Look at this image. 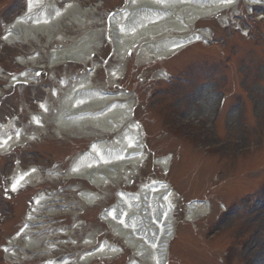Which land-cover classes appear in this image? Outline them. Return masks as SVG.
<instances>
[{"label":"rangeland","instance_id":"obj_1","mask_svg":"<svg viewBox=\"0 0 264 264\" xmlns=\"http://www.w3.org/2000/svg\"><path fill=\"white\" fill-rule=\"evenodd\" d=\"M70 1L82 9L100 6L90 22L96 24L91 29H98L100 35L95 42L94 58L86 56L94 59L93 63L85 64L86 67L68 63L48 69L42 72L37 84L16 85L8 90L10 78L25 70L19 65L22 59L32 55L38 59L37 51L53 53L57 45H61L59 35L65 36L64 46L70 47L83 33L71 26L63 28L59 35L53 34L51 40L44 36L38 45L7 44L2 40L4 28L25 13L28 2L0 0V122L12 121L30 136H41L35 143L26 141L8 155L0 156V244L19 233L39 193L59 187L60 205L67 207L65 211L69 213L64 220L57 221L56 228L61 229L62 234L70 235L74 231L73 237L70 235L72 241L64 238L60 242L61 252L68 247L66 253L70 258L82 261L92 249L83 246L85 242L97 239L108 243L107 250L113 252L114 257H101L98 262L92 259L85 264H143L136 261L126 241H121L122 236L116 231L118 227H112L115 223L103 222L101 212L113 205L117 196L127 197V202H131L142 186L169 181L180 196L174 210V219L180 225L170 245L169 264H264V21L258 24L252 18L254 14L246 15L245 19L254 27L252 31L244 28L241 19L245 36L236 28H223L226 23L220 19L222 15L199 21L194 33L208 29L212 33V45H197L166 61L150 60L145 64L139 61L137 53L119 57L100 32L106 17L122 8L125 0H62ZM63 5L58 2L59 7ZM223 14L230 20L231 13ZM144 19L133 16L127 30H133V25ZM144 46L150 47L143 43L138 51ZM39 63L37 70L42 67ZM92 67L98 68L92 82L96 89L106 87L112 71L119 70L118 76H123L114 88L117 92H129L135 98L138 104L135 120L144 127L149 156L134 171L133 178L100 191L85 182L62 184L49 177L51 174L56 177L60 172L70 173L75 158L87 150L91 141L101 139L93 133L95 137L88 138L89 134L84 135V132H69V127L68 132H60L59 138L57 127L52 123L63 101V98L55 99L53 93L58 91L59 97H63L65 94L60 91L63 81L73 84ZM161 70L166 71L171 80L164 81V76H159ZM234 85L237 93L229 103L236 107L227 105L223 118L216 122L217 91L232 92ZM165 156L171 157L168 174L155 166L156 159ZM17 167L24 171L39 169L44 177L40 185H32L15 195L7 192L11 184L9 178ZM90 191L98 195L96 200H91L93 205L87 206L89 197L86 195ZM192 199L209 200L212 210L191 225L185 223L184 204ZM222 205L226 207L225 212ZM54 223H48L46 234L52 232ZM24 241L21 238L19 246L22 247ZM17 252L21 256V252ZM31 254L24 255L32 258ZM1 255L3 257L4 253L0 251V259ZM54 255L56 253L52 258L36 256L30 262L45 264L53 260Z\"/></svg>","mask_w":264,"mask_h":264},{"label":"bare ground","instance_id":"obj_2","mask_svg":"<svg viewBox=\"0 0 264 264\" xmlns=\"http://www.w3.org/2000/svg\"><path fill=\"white\" fill-rule=\"evenodd\" d=\"M126 1L125 6L106 17L105 22L101 24L103 29H100V32L102 34L105 33L108 40L114 44L119 57H126L133 51L137 53L139 61L149 63L150 60L154 62L170 57L190 41L202 40L201 37L209 38L207 31H202L201 35L198 34V36L192 35V28L195 27L198 21L223 14L227 9L234 6L236 0H232L231 3L219 2L222 0H210L209 3L208 0V3L197 5L191 0ZM248 1L253 4H264V0ZM57 3L58 0H29L25 14L5 27L4 41L11 45L25 43L33 46L35 43L41 42L45 34L51 40L53 32L58 28L61 29L62 21H66L68 25H77L80 33H83V35L82 38L76 40L70 47L64 46L66 43L64 41L59 42L61 45H57V48L52 53L54 57L52 56L51 58V67L65 65L62 63H77L86 66L87 61L90 63L86 56L89 53H94L95 42L100 36L98 29H91L96 27L94 23H90L92 18L88 14L91 9L81 10L74 1L65 3V6L61 8L57 7ZM133 16L134 19H140L142 17H145V19L143 22L140 21L134 24L133 27H135L132 28L133 30L129 31L127 30V24ZM149 17L150 19H148ZM145 39H147L146 44L150 45V47L144 46L138 51L140 44ZM28 62L34 64L33 58L30 57L23 61L25 64H28ZM118 72L117 70L111 72L106 83L107 91H110L115 86L118 87V82L122 80L121 76H118ZM30 78H32V75ZM90 78H92L90 75L85 76L81 80L75 81L74 85L72 84L73 87L71 86L68 89L64 87L62 92L65 96L63 97L59 114L54 117L55 120L53 119L52 123L57 126L63 124L68 125L70 126V130L75 124H85L84 128H88V131L97 132L101 136L117 135L112 141L94 142L89 151L74 160V165L70 169V173L67 174L69 177L75 176L86 180L99 189H107L108 186L119 184L127 178H133L134 171L139 168L138 165L144 160L145 152L141 155L143 130L134 124L133 113L135 111V103H133L130 94L122 93L120 95V102H116L117 97L105 94L106 92L104 93L101 90L95 91L93 94L79 95L81 91L91 86L90 84L89 86L86 85L92 81ZM13 81L32 84V81L25 74L15 77V79H12ZM103 91H106V89L103 88ZM95 97L96 100H91L85 104V101ZM71 112L74 113L70 114L69 118H72L78 112H80V117L82 118L69 122L65 121L67 115ZM59 116L62 118L61 120ZM17 133H19V130L14 127L12 122L5 123L4 125L0 124V155L10 152L18 146H21L24 141H28L29 134L25 133L24 136L20 134L17 136ZM3 141H7V143L5 144ZM130 144L133 146L129 147ZM94 156H97L101 160V163L96 164ZM121 157L124 158L121 159ZM156 164L167 174L171 166L170 158L163 157L162 159H158ZM123 166L132 167L123 169ZM73 167L77 168L78 171L73 172ZM109 167L113 169H108ZM117 168L120 171L115 174ZM32 170L19 171L16 169L10 178L11 184L8 187L9 192L17 193L27 185L32 186L40 182V171ZM24 173H28V175L24 176L23 180H20L17 190L12 191L13 183ZM86 196L89 197L86 199L88 203H91V200L97 199L95 193H87ZM178 197L174 189L169 185L164 186L156 183L149 185V187L144 186L132 197V200L134 199L133 201H136L135 205L132 204L133 201L127 202V197H120L119 200L123 203L120 205L118 202L112 207L113 209L109 211L104 219L107 222L115 223L111 225L113 228L118 227L116 231L120 236L129 235V240L127 241H130V244H132L131 250L141 263L163 264L166 262L165 258L168 254V246L166 244L170 246V243L175 240L176 226L178 224L174 219L172 205L174 204L173 201H176ZM45 201H49L46 196H39L34 201L35 205L31 207L27 221H36L35 219L42 215V208L45 207L42 205H44L43 202ZM137 209H142V213L138 215ZM207 211V205L201 203L189 204L186 209V221L188 223H194L200 218H205ZM141 227L146 228V231L150 233L152 236L151 240H145V235L148 234L147 232L139 235L140 238L144 237L143 240L138 238L134 230ZM31 230L30 227H26L20 236L14 237L9 241L6 254H8L7 256L10 259H14L15 262L18 261L20 258L18 256L19 253L15 250L18 248L22 252L21 256L24 253H32V256H35L36 253H42L46 257H50L53 253L51 250L42 247L46 240L51 239V237L46 236L41 238V236H38L35 242H33V236L35 234H29ZM21 238L25 239L22 247L19 246ZM139 240H142V245L135 252L133 248L136 247L135 244ZM91 243L90 241L85 242L86 246ZM33 248L36 250L32 251ZM107 248V245L101 244L96 252L83 256L79 264H84L89 260L101 257H112L113 252L109 253ZM68 262L66 264H70L71 261L69 260ZM46 264H49V262ZM51 264L56 263L51 262Z\"/></svg>","mask_w":264,"mask_h":264},{"label":"snow or ice","instance_id":"obj_3","mask_svg":"<svg viewBox=\"0 0 264 264\" xmlns=\"http://www.w3.org/2000/svg\"><path fill=\"white\" fill-rule=\"evenodd\" d=\"M222 2H223V3H231L232 0H222ZM198 38H199V37H198ZM177 47H179V45H177ZM37 75H39V73H37ZM53 94H55V93H53ZM41 107H43V105H42ZM36 123H39V121L36 120ZM17 136H19V133H17ZM9 139H11V137H9ZM3 143L6 144L7 141H3ZM132 146H133V145H131V144L129 145V147H132ZM123 158H124V157H121V159H123ZM32 171H35V170L33 169ZM72 171H73V172H76V171H78V169L75 168V167H73ZM26 175H28V173L21 174V176L19 177V179L16 180L15 183H13V185H12V191H16V190H17V187H18V185H19V183H20V180H23L24 176H26ZM165 199H167V197H165ZM37 203H39V201H37ZM121 222H123V221H121ZM49 264H51V262H49Z\"/></svg>","mask_w":264,"mask_h":264}]
</instances>
